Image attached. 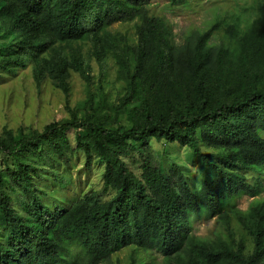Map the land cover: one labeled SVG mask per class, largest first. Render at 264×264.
<instances>
[{
	"label": "trees",
	"instance_id": "obj_1",
	"mask_svg": "<svg viewBox=\"0 0 264 264\" xmlns=\"http://www.w3.org/2000/svg\"><path fill=\"white\" fill-rule=\"evenodd\" d=\"M148 2L0 0V73L34 59L39 75L49 74L65 95L69 70L88 88L82 117L71 110L41 130L0 137V264H74L71 246L84 251L85 264L127 246L163 257H131L129 264H264L262 204L239 218L252 239L247 254L243 245L210 243L192 232L203 213L234 209L237 197L264 190V5L245 30L228 27L231 45L214 50L206 43L215 26L175 46L169 23L149 14ZM135 19L134 46L108 41L111 24ZM85 41L100 76L111 56L124 83L109 106L101 104L102 82L89 62L75 50L69 60L54 49ZM125 110L127 125L119 122ZM151 139L189 148L201 161V185H190ZM77 152L87 167L95 159L103 165L102 191L67 204L50 199L35 180Z\"/></svg>",
	"mask_w": 264,
	"mask_h": 264
},
{
	"label": "rangeland",
	"instance_id": "obj_2",
	"mask_svg": "<svg viewBox=\"0 0 264 264\" xmlns=\"http://www.w3.org/2000/svg\"><path fill=\"white\" fill-rule=\"evenodd\" d=\"M263 2L264 0H187L181 5L172 6L168 0H149L146 8L149 14L164 18L169 23L175 46L192 44L199 34L215 26L206 44L216 50L220 46L231 45L228 27H237L240 30L248 28L258 17ZM135 21L137 19L111 24L107 28L108 41L120 48L134 46ZM2 40L5 39H0V42ZM54 49L69 60L71 50H75L89 62L95 81L100 78L102 82V88L98 90L99 99H104L101 104L109 106L123 94L124 83L116 77V66L111 56L106 60L107 72L100 76V65L92 56V46L89 42L60 44ZM50 55L48 51L41 57L49 58ZM37 69V61L30 59L25 68L17 67L12 73H0V137L5 136L7 132L17 134L21 131L27 133L31 130H41L50 122L68 118L71 110H75L79 117L85 113L88 88L78 73L69 70V94L65 95L49 74L39 75ZM125 112L126 110L120 114L119 122L127 125ZM262 134L264 135V131ZM149 142L153 149L166 155L168 163L173 162L180 166L190 185L197 188L201 185V161L189 148L153 139ZM202 151L214 152L207 146H204ZM102 173V164L95 159L90 167H87L83 153L77 152L70 155L68 164L60 161V164L53 165L50 170L43 172L42 176L35 180V184L43 188L50 199L67 204L87 191H102ZM232 203L234 209L228 205L215 215L203 213L199 219L193 221L192 232L210 243L223 241L234 247L243 245L244 253L247 254L252 249V239L239 218L246 219L255 204L264 205V190L255 196L244 194ZM71 249L76 257L74 264H85L84 251L74 246H71ZM150 256L158 262L163 260L160 254L151 249L127 246L99 264H129L131 257L148 259Z\"/></svg>",
	"mask_w": 264,
	"mask_h": 264
}]
</instances>
